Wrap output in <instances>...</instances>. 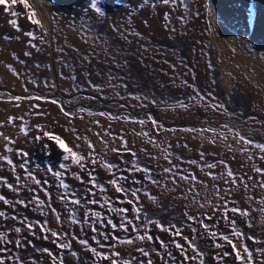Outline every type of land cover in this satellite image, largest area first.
<instances>
[{
	"label": "rangeland",
	"instance_id": "obj_1",
	"mask_svg": "<svg viewBox=\"0 0 264 264\" xmlns=\"http://www.w3.org/2000/svg\"><path fill=\"white\" fill-rule=\"evenodd\" d=\"M92 3L0 4V177L13 185L0 181L9 201H0V261L247 264V245L252 264H264V0H99L103 15ZM108 163L120 167L110 172ZM112 172L129 177L120 183L138 190V200L115 192ZM89 173L98 181L95 195ZM61 180L70 185L65 200ZM25 217L32 230L20 222ZM122 218L128 231L119 227ZM151 220L175 224L203 256L186 261L191 249H176L171 233Z\"/></svg>",
	"mask_w": 264,
	"mask_h": 264
},
{
	"label": "snow or ice",
	"instance_id": "obj_2",
	"mask_svg": "<svg viewBox=\"0 0 264 264\" xmlns=\"http://www.w3.org/2000/svg\"><path fill=\"white\" fill-rule=\"evenodd\" d=\"M98 2H99V0H93L92 7L95 8L96 11L99 12L101 15H103V13L101 12L100 8L97 7ZM170 2L171 3H175V0H163V3L166 4V5L169 4ZM182 2H183V0H181V3ZM5 3H6V0H0V4H5ZM12 15L15 16V15H17V13L13 12ZM165 18H167V17H165ZM33 22L36 23V24H39V21H33ZM10 23L13 24V25H16L17 24V21L16 20H10ZM19 30H20L19 29V26L17 25V31H19ZM27 35L31 36V38L33 40L35 39V37L32 36L31 33H27ZM31 46L32 47H35L34 44H32ZM25 55H30V53H25ZM52 103H55V101H52ZM141 123H143V121H141ZM153 123H155V121H153ZM188 131H192V129H189ZM58 143L60 144V147L62 149H64L65 152H69L70 151V149H68L65 146V144H64L63 141H58ZM125 147H126V143H125ZM258 147H260L261 151H264V145H258ZM8 150L10 151L11 149H8ZM113 151H118V149H113ZM129 154L131 156H133V157L136 156V153L135 152H130ZM5 159H6V162L9 165H12L13 162L11 160H8L7 158H5ZM81 159H83V158L81 157ZM93 163H95V161H93ZM129 163H132V169L131 170L140 171V172H143L145 174H148L150 172V170L147 169V168L141 169L135 163H133V162H129ZM191 163H195V161H191ZM14 167L15 166L13 165V168ZM105 167L111 172L112 169L119 168L120 166L117 165V164L108 163V164L105 165ZM208 167H210V168L211 167H215V165H208ZM165 171L166 172L167 171H170V169H165ZM111 174H112L113 178L110 179L108 181V183L114 188V190H115L116 193L121 194V196L128 195L130 193L132 197H134V198H136L138 200V196H137L138 190H133L131 187L125 188L120 183V181L127 182L129 180V177L128 176H119V177H117L115 172H112ZM56 175L59 176L60 174L59 173H56ZM228 176L229 177L233 176V173L231 171H229L228 172ZM188 178H189L188 176L183 177V179H188ZM78 179H81V183H84L83 178L78 177ZM149 179H151L150 176H149ZM17 180H19V177H17ZM0 181H2L4 184H6L9 189H12L13 188V185L12 184H8V182H7V180L5 178L0 177ZM138 182L139 181H133V183H138ZM152 182L155 183L154 180ZM37 183H40V181H37ZM88 183H90L91 186H92L91 188L88 189L89 195H95V193L92 192V188L97 187L98 181H97V178L94 177V176H92L91 173H89V175H88ZM60 186L66 190L65 193L62 194V196H61V200H65L69 196V192L67 190L70 189V185H68L67 183H65L64 181L61 180L60 181ZM99 187H100V191L101 192H106L107 191V189L103 185H99ZM71 195L72 196H75L76 193L75 192H72ZM35 199L39 203H41V204L43 203V201H39V197H35ZM0 201H3L4 204H8L9 203V201L3 195H0ZM69 202L71 204L77 205V206L80 205V203H81V201L79 199H70ZM89 202L90 203H93V204H97L98 203L97 200H90ZM16 203L23 204L25 207H27V204L23 200H19ZM108 203H109V201H105V204H108ZM128 203L131 204L133 202L130 200V201H128ZM103 206L104 205H101V207H103ZM114 211H117L119 213H127L128 212V209L127 208H118V209H114ZM140 211L141 210L139 208H136L135 209V212L137 213V218H139ZM238 211L239 210L236 209V208H233L232 209V212H234V213L235 212H238ZM244 214L246 215L247 213H244ZM74 215L75 214H73V222L74 223H79V221H76L74 219ZM221 215H222V218H227V213H222ZM4 216H5V213L3 211H0V217H4ZM97 216H98V214H97ZM13 218L15 219V217H13ZM57 219L59 220V217H57ZM189 219L191 220V219H194V218L193 217H189ZM20 222L22 224H25L26 227L29 230H32L33 226H32V224H30V223L27 222V218L26 217L23 218V219H21ZM149 222L152 223V224H155L161 231L170 232L171 235H172V237H173V239L170 241V243L174 244L176 249H179L181 251H183L185 248L191 249V251L194 253V255L188 256L185 253L184 259L186 261L187 260H194L197 257L203 256V253L202 252L197 251V247H196L195 242L192 241V240H189L188 237L184 236L183 233H182V230L179 227H177L175 224L171 225L170 227H165L164 225L159 224L155 220H151ZM126 223L129 224V225H131L133 222H132V220H127ZM200 223L202 224V222H200ZM234 223H235V221H231V224H234ZM107 224L110 225L112 229H116L117 228V224L113 223L112 220H108L107 221ZM202 226L204 227L205 230H207L209 228V225H206V224H202ZM119 227L121 229H123L124 231H128L127 227L125 226V221L123 220V218H122L121 223L119 224ZM231 230H232L233 235L242 238V235L243 234L239 233L235 228H232ZM14 231L16 233H21V228L20 227H16L14 229ZM41 231L42 232H49L50 235H51V237L55 238L57 241L63 239V237H61V235L59 233H57L56 231H52L51 229H48L46 227V225H42L41 226ZM93 231H96V229H93ZM193 231H195V229H193ZM216 235L217 234L215 232L212 233V236L213 237H215ZM145 236H146L147 240H149V241H152L153 240V236L147 235V233L145 234ZM145 236H141L139 238L140 239H145ZM176 237H179L181 241H186L187 243H182V242L177 241L175 239ZM43 238L44 239H47L48 237H47V235H45ZM105 238L107 239V237H105ZM0 239H5V237L3 236L2 233H0ZM222 239L224 241H226L228 244H230L233 247V249L236 248V245L233 243V241L231 239H229L228 236L225 235V236L222 237ZM20 243L21 242L19 240L16 241L17 246H20ZM80 243L83 244V245H87L88 242L86 240H81ZM127 243L131 244L132 241L129 240V241H127ZM158 243L160 244V246L162 248H165L166 249L168 247V245L163 240H158ZM58 246L61 249H64V248L70 249V244H67V243H60ZM220 246H221L220 244H216L215 245V247H217V248H219ZM42 251L47 252L49 256H52V253L48 249H42ZM91 251L95 252L96 250L95 249H91ZM140 251L143 253L144 256H148L149 255V253L147 251H145L143 248H141ZM243 251L245 253H247V257H246L247 264H252V260H253V253H252V251L249 250V248L247 247V245H244ZM262 251H264V250H262ZM97 254L99 255V253H97ZM73 255H76V253L73 252ZM167 255L171 257L172 256V253L168 252ZM224 255H228V253H225ZM235 256H236L237 259H242L241 254H240L239 251H236L235 252ZM173 258H175V257H173ZM222 258L223 257H221V259ZM0 264H3V261H0ZM147 264H152V261L151 260H148ZM201 264H203V261H201Z\"/></svg>",
	"mask_w": 264,
	"mask_h": 264
}]
</instances>
